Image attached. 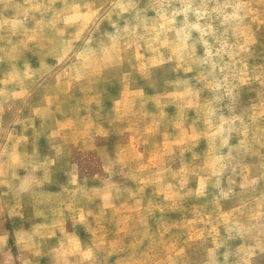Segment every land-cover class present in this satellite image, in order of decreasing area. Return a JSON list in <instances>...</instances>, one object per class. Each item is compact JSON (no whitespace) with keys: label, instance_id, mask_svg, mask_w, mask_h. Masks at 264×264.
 <instances>
[{"label":"rangeland","instance_id":"374dc122","mask_svg":"<svg viewBox=\"0 0 264 264\" xmlns=\"http://www.w3.org/2000/svg\"><path fill=\"white\" fill-rule=\"evenodd\" d=\"M239 2L250 12L234 37L229 32V42H248L236 65L244 83L234 81L233 98L217 115L237 114L249 124L246 158L264 163V0ZM117 3L134 7L120 14ZM35 4L50 10L25 15ZM161 5L170 16L181 2L0 0V92L9 94L0 95V264H208L213 237L222 242L216 256L224 264L225 252L248 242L228 239L225 225L264 211V180L251 184L256 163L240 162L236 196L214 199L218 140L211 134L218 121L205 122L213 93L195 64L204 48L196 43L181 62L172 52L175 31H168L160 39L166 35L169 46L153 45L167 63L152 66L157 53L147 44L151 28L163 22ZM77 7L99 12L65 24ZM55 13L60 18L53 27ZM183 19L166 27L179 28ZM13 21L22 23L13 30ZM80 29L73 51L60 60L63 42ZM117 30L109 62L102 49ZM192 36L190 44L198 34ZM85 47L95 50L88 62L76 59ZM186 87L198 94L181 95ZM12 91L24 95L11 99ZM230 135L235 145L240 136ZM240 151L247 149L232 155ZM202 183L206 194L197 196ZM236 259L230 255L228 264ZM256 264H264V256Z\"/></svg>","mask_w":264,"mask_h":264},{"label":"clouds","instance_id":"9594fccd","mask_svg":"<svg viewBox=\"0 0 264 264\" xmlns=\"http://www.w3.org/2000/svg\"><path fill=\"white\" fill-rule=\"evenodd\" d=\"M181 7L174 9L169 16L166 11L161 10L158 12L160 20L163 21L159 24L158 29L154 25L151 31L155 35L148 41V48L157 53L155 57L151 59L152 66H160L167 61L163 58V54L160 53L159 48L169 46V40L165 35L163 40L160 39L162 34L168 31H175L176 44L172 48L173 55L177 59L183 62L185 55L191 56L190 49L194 51L196 43H199L204 48V54L202 57H197L195 64L202 69L200 79L207 80L206 87L213 93L212 99L205 105V117L206 123L210 126L213 125L214 118L218 121L214 125L215 130L212 132V136L218 140V147L214 149L215 155L211 164V177H214L213 187L216 189L215 200L228 201L236 196V188L234 186L233 175L237 173V168L240 162L245 164L256 163L257 175L250 181L251 184L257 185L261 180H264V163L254 162L246 157L251 152V146L245 144L243 138L244 133L249 131V124L237 114L225 116L222 114L217 115L220 112L218 107L227 98L231 101L234 95V91L238 87L234 81L244 83L241 78L242 73L236 68L238 63L237 57L241 52L248 51V42L245 43H230L229 32H232L233 37L236 35L237 30L244 24L245 19L249 15L250 9L246 3L239 2V0H180ZM7 8L8 5L6 4ZM132 4L117 3L113 5V8H118L119 13L123 14L128 12L130 8H133ZM49 7H45L43 4L32 5L29 9H25V15L29 11L35 12H47ZM74 15L71 17H65V24L75 23L78 19L83 18L88 21L92 17H95L99 12L89 10L85 13H80L78 7L73 9ZM194 17V20H190L189 16ZM111 13H109V16ZM182 15L184 17L181 26L179 28H167L166 25H175L176 17ZM60 18V13H55L53 20L50 22L54 27L56 22ZM203 21V23H201ZM21 21H13L12 28L15 30ZM43 20L37 21V24H43ZM116 27L115 23L112 25ZM147 29V24H144ZM124 33H128L127 26L123 29ZM132 33L135 34L136 27L132 28ZM198 34L197 39L193 43L189 41L193 40L192 33ZM83 33V29H80L73 39H69L63 42L62 55L60 60H63L73 51V44L78 41ZM145 37L141 36L140 39ZM108 39L111 41L110 47H104L102 49L104 59L111 61L113 59L111 51L117 48L118 41L120 39V32L117 30L115 35L108 34ZM86 45L92 43L91 38L84 42ZM159 44L158 47L153 45ZM95 56V50L91 47H85L84 49L76 53V59L84 62H88L91 57ZM227 57V59H225ZM172 57H169L171 60ZM74 67V66H73ZM192 67L189 66L184 69L185 72L192 71ZM211 77V79H209ZM77 79L81 78L79 70L77 69ZM13 80L18 77H12ZM185 85L189 82L183 81ZM191 87H186L185 91L181 95H195ZM0 95L8 97L7 92H0ZM24 92L12 91L11 99L22 98ZM0 111H3L0 108ZM236 133L240 136L235 145L230 144L232 136L230 134ZM227 148L228 152L225 153L223 149ZM237 149H247V151H240L236 156L232 153ZM207 185L200 184L197 190V196H204L206 194ZM228 239L246 238L248 242L240 245L236 248L234 253H224V264H228L230 255L237 257L235 264H256L258 256H264V211L257 212L250 218L234 217L233 221L226 222L225 225ZM212 232H217L214 227ZM202 235V234H201ZM218 235V233H217ZM213 247L208 250V264H220L216 252L222 246V242L217 241L215 237L212 239ZM89 255V253H85Z\"/></svg>","mask_w":264,"mask_h":264}]
</instances>
